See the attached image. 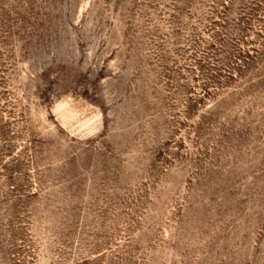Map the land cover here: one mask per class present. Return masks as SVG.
Listing matches in <instances>:
<instances>
[{
	"label": "rangeland",
	"instance_id": "rangeland-1",
	"mask_svg": "<svg viewBox=\"0 0 264 264\" xmlns=\"http://www.w3.org/2000/svg\"><path fill=\"white\" fill-rule=\"evenodd\" d=\"M0 264H264V0H0Z\"/></svg>",
	"mask_w": 264,
	"mask_h": 264
}]
</instances>
